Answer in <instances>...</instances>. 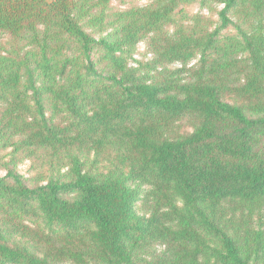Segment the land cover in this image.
Wrapping results in <instances>:
<instances>
[{
  "label": "trees",
  "instance_id": "1",
  "mask_svg": "<svg viewBox=\"0 0 264 264\" xmlns=\"http://www.w3.org/2000/svg\"><path fill=\"white\" fill-rule=\"evenodd\" d=\"M112 1L0 0V264H264V0Z\"/></svg>",
  "mask_w": 264,
  "mask_h": 264
},
{
  "label": "rangeland",
  "instance_id": "2",
  "mask_svg": "<svg viewBox=\"0 0 264 264\" xmlns=\"http://www.w3.org/2000/svg\"><path fill=\"white\" fill-rule=\"evenodd\" d=\"M151 0H125V3H120L117 0H113L111 2V6L116 8V9H125L133 5H145L150 3ZM222 9V6L214 7L213 9L210 10L207 7H203L200 5L198 2L190 4L186 7H184V10L187 14L189 15H194V14H202L206 17H211L214 20H217V13ZM146 53V48L144 43H139L137 45V50L133 55V61H141L143 60V56ZM132 66H135V62H130ZM227 101H232V98L230 96L226 97ZM192 120L190 118H186L183 120H180L177 122L176 126L174 127L173 131L175 134H186L192 131ZM10 150H6L0 153V156L3 157V160L6 161L8 160V152ZM91 160L94 159V155H90ZM110 157V153L108 151H105L104 154L100 157L99 164L97 163V168L101 171H106L110 167V161L108 160ZM98 160V158H97ZM64 169V167H62ZM17 172L19 175H21L27 184H32V182L37 178V176H41L45 174V167H44V162L42 159L38 157H34L33 160H23L18 163L17 165ZM6 174L5 169L0 166V177H3ZM46 177V175H44ZM43 177V178H44ZM143 200H140L138 203V213L139 214H145L147 208L144 206ZM155 249L157 251L160 249V247L155 246Z\"/></svg>",
  "mask_w": 264,
  "mask_h": 264
}]
</instances>
